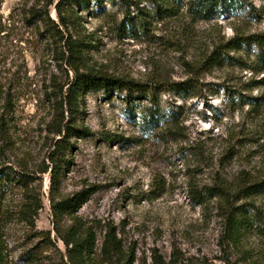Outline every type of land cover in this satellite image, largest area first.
<instances>
[{
  "label": "rangeland",
  "instance_id": "rangeland-1",
  "mask_svg": "<svg viewBox=\"0 0 264 264\" xmlns=\"http://www.w3.org/2000/svg\"><path fill=\"white\" fill-rule=\"evenodd\" d=\"M46 1L0 0V117L10 126L14 141L7 148L0 140V165L20 170V164L27 163L31 175L48 150L41 132L49 119L46 80L60 73L53 59L54 44L28 12L32 5ZM103 6L94 5L82 14L85 30L93 35L88 66L115 77L166 83L158 101L179 115L180 136L144 133L131 119L130 112L137 110L135 121L140 120L137 107L148 100H135L137 106L128 107L125 92L91 90L83 96L79 120L91 134L73 138L76 146L67 157L59 195L95 188L79 214L94 221L99 244L102 225H116L124 248L134 247L137 252L135 264H152L154 252L166 261L173 258L174 264H244L240 259L246 249L258 252L264 264V241L257 235L250 234L238 246L226 238L220 197L196 205L188 193L190 182L201 188L224 181L231 192L236 191L242 171L264 176V73L250 68L256 67L257 47L236 53L250 67L242 61L212 68L202 65L214 41L233 36L234 26L264 31V18L205 22L183 15L155 22L147 34L133 37L117 29L123 9L112 3ZM50 10L57 21L55 4ZM131 10L135 12L133 6ZM187 80H191L187 91L170 87ZM253 98L258 105L251 115ZM233 146L234 153L228 151ZM198 149L203 156L191 154ZM35 175L39 179L31 184L43 199L37 228L51 229L49 173ZM22 194L16 187L6 200L16 205ZM256 202L264 209V196ZM6 231L20 236L29 229L12 224ZM7 242L8 264H23L21 242L14 243L13 238ZM22 242L40 250L39 239ZM57 248L50 245L40 251L41 263L60 264L58 251L64 252V244L59 242Z\"/></svg>",
  "mask_w": 264,
  "mask_h": 264
},
{
  "label": "trees",
  "instance_id": "trees-1",
  "mask_svg": "<svg viewBox=\"0 0 264 264\" xmlns=\"http://www.w3.org/2000/svg\"><path fill=\"white\" fill-rule=\"evenodd\" d=\"M258 0H47L43 5H32L29 14L36 24H41L46 30V38L54 44L53 59L56 61L59 74H53L45 87V99L49 107V119L44 120L42 134L45 135L44 146L48 150L46 157L33 175L26 164H20V170L14 167L0 165V264H8V239L13 238L24 249L20 253L23 264L41 263L40 251L50 245L58 247L64 244V252L59 249L60 264H135L137 252L134 247L124 248L118 227L105 223L103 239L98 242L97 229L94 221L85 219L79 211L95 188L79 190L68 195H59L64 169L68 155L76 146L73 138H82L90 130L82 124L83 96L97 89H117L125 92L124 99L128 107L137 106L134 101L148 100V104L139 106L140 120L135 121L137 110L130 117L140 129L147 134L177 139L180 136L178 128L179 115L172 110L164 109L158 101L159 90L166 83L143 82L134 78L115 77L90 68L88 53L93 35L87 32L82 21V14L94 5L103 6L112 3L123 9L122 20L117 29L124 34L139 37L147 34L155 22L165 19H178L183 15L192 21L213 22L219 19H239L250 21L263 20L264 0L257 5ZM55 4L57 21L51 16V5ZM134 7L135 12L131 10ZM104 7V6H103ZM104 10V9H103ZM191 21V22H192ZM242 24L244 21H241ZM234 34L226 40L214 41L212 51L205 53L202 65L212 68L224 63L246 61L238 59L236 53L257 47L256 67H250L255 72L264 73V31L248 32L234 26ZM232 52H235L232 54ZM70 71L73 76H70ZM188 81L173 82L170 87L179 91L188 90ZM169 85V84H168ZM256 98L249 100L248 113L253 115L258 103ZM257 100V99H256ZM245 102V101H244ZM135 104V105H134ZM140 104V103H139ZM0 117V140L7 148L13 146L10 126ZM4 147V145H3ZM3 150V149H2ZM228 151L234 153V146ZM197 157L203 156L202 150L191 152ZM201 166V165H199ZM35 173H49L50 204L52 211V228L38 229L37 219L43 208L42 194L36 193L31 182ZM239 175L236 191L226 187L224 181L199 187L189 183V198L194 204L205 205L214 197H220L224 202L223 216L226 220V238L235 246L240 245L250 234H255L264 241V209L257 204L256 199L264 196V176L254 177L245 171ZM42 178V177H40ZM241 178V179H240ZM16 187L23 190L22 199L16 205H10L6 200L9 192ZM233 192V193H232ZM230 193H232L230 195ZM233 197V198H232ZM236 197V198H234ZM239 200H244L238 203ZM23 224L29 231L17 236L10 235V226ZM27 240L39 239L37 248H27ZM38 248V249H39ZM58 250V248H57ZM254 249L242 251L240 261L244 264H261L258 252ZM261 255V253H260ZM152 264H174V259L166 261L161 254L154 252ZM196 264V263H190ZM205 264V263H198Z\"/></svg>",
  "mask_w": 264,
  "mask_h": 264
}]
</instances>
